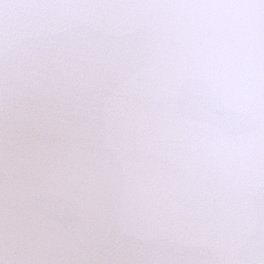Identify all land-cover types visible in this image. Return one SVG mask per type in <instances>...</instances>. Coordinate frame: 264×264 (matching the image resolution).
Returning a JSON list of instances; mask_svg holds the SVG:
<instances>
[{
  "label": "snow or ice",
  "instance_id": "obj_1",
  "mask_svg": "<svg viewBox=\"0 0 264 264\" xmlns=\"http://www.w3.org/2000/svg\"><path fill=\"white\" fill-rule=\"evenodd\" d=\"M0 264H264V0H0Z\"/></svg>",
  "mask_w": 264,
  "mask_h": 264
}]
</instances>
